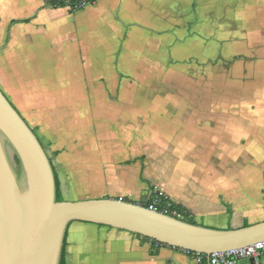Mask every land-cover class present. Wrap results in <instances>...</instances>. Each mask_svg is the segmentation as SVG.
Instances as JSON below:
<instances>
[{"label": "crops", "instance_id": "0c3cea01", "mask_svg": "<svg viewBox=\"0 0 264 264\" xmlns=\"http://www.w3.org/2000/svg\"><path fill=\"white\" fill-rule=\"evenodd\" d=\"M49 1L0 0V90L13 106L8 93L16 90L54 129L65 120L88 136L53 149V157L67 152V173L85 199L141 203L153 188L198 225L233 229V212L211 203L213 193L228 196L232 181L200 167L231 164L236 152L246 166L264 168V154L255 153L264 145L250 147L264 123V0H97L75 11ZM49 158L68 193V174ZM65 264L208 262L74 222Z\"/></svg>", "mask_w": 264, "mask_h": 264}, {"label": "water", "instance_id": "95a60500", "mask_svg": "<svg viewBox=\"0 0 264 264\" xmlns=\"http://www.w3.org/2000/svg\"><path fill=\"white\" fill-rule=\"evenodd\" d=\"M19 163V173L13 160ZM125 231L208 258L264 242V221L218 230L115 199L56 201L51 161L0 90V264H59L71 223Z\"/></svg>", "mask_w": 264, "mask_h": 264}, {"label": "rangeland", "instance_id": "374dc122", "mask_svg": "<svg viewBox=\"0 0 264 264\" xmlns=\"http://www.w3.org/2000/svg\"><path fill=\"white\" fill-rule=\"evenodd\" d=\"M220 74V73H219ZM222 76V75H219ZM225 78V74L223 75L222 79ZM17 91L14 90L11 94L8 93V97L13 102L14 106L22 112V115L27 120L28 124L31 126V128L36 130V134L39 136L40 140L46 147V153L48 157L52 158V161L54 165L57 168V171L59 173L66 174L68 169V162L65 160L64 155L66 156L67 152H60V154L56 157H53L54 151L53 149H59L62 145V143H66L71 138L75 139H87L86 134H78L77 131L79 130H73L71 128H68L67 122L65 120H59V122H62L64 125V130L62 128L54 129V125L49 120H40L35 113L28 112L27 106L20 104L18 95L16 94ZM112 105H107V107ZM71 123L72 120H69L68 123ZM100 121H94L95 124H100ZM106 125H108L107 121ZM260 128L262 129V134L260 136H257V140L252 142L250 147L251 149H257L261 150L263 149L264 145V123ZM98 128V127H97ZM94 131V135L98 131ZM107 130V128H106ZM72 134V136H71ZM91 134V133H90ZM89 134V136H90ZM84 136V137H83ZM261 139L258 140V139ZM53 140L55 144H53L51 147H48L47 142ZM76 141V140H75ZM85 141V140H84ZM239 143H241V140L239 139ZM58 152V151H57ZM257 156H261V154L264 152L258 151L255 152ZM13 155H11L12 157ZM239 159V160H238ZM230 163V162H228ZM227 163V164H228ZM218 165L216 163H211V165H208V163H203L201 165V175L206 176H226L229 180L232 181L231 184V190H229L228 196L226 194H215L213 193L211 197V203H217L218 206H221L222 209L225 207L229 211L233 212V218H235L234 223H230L227 225L228 227H232L233 229H238L244 227V224L253 223L255 220H259V222L264 221V182L262 180V174L264 173V168H254V167H248L246 166L243 161L240 159V153H236L234 155V161L231 164H225V162H218ZM248 165H253L252 163ZM199 169V168H198ZM198 169L197 172H198ZM68 175L65 178L67 182H65L63 179L62 174H60L61 183L62 186L67 184V187L69 188V192L63 193V200L64 201H80V200H86L85 196L82 191L81 185L78 183V178H74L73 172L67 173ZM73 175V176H72ZM77 175V173H76ZM74 180V182H73ZM221 195V196H220ZM211 207V206H210ZM237 212V213H236ZM243 214H240V213ZM242 215V216H241ZM249 225V224H248ZM226 226V225H224Z\"/></svg>", "mask_w": 264, "mask_h": 264}, {"label": "trees", "instance_id": "16d2710c", "mask_svg": "<svg viewBox=\"0 0 264 264\" xmlns=\"http://www.w3.org/2000/svg\"><path fill=\"white\" fill-rule=\"evenodd\" d=\"M46 5L51 7V8H68L71 11H75V9L73 8V5L72 6L70 5V7H69L62 0H51V1L47 2ZM33 132H34V130H33ZM13 160H14L15 165H16V171H17V173H19L20 167H19L18 159L16 158L15 155H13ZM50 161H51V159H50ZM51 164H52V162H51ZM53 171H54L55 183H56V201L61 202V201H63V199H62L63 195H62L60 180H59L58 176L56 175L54 168H53ZM149 193H150L149 198L147 200H144L141 203H133V202H130L128 200H124V201L129 202V203H133V204H137V205H141L145 208H148L149 205L155 203L157 212L165 213L166 215L174 217V218L181 220L187 224L198 225L195 222L194 217L191 216L188 212H186V210L183 209L180 205H177V204L171 202L166 196L160 195L153 188L150 189ZM173 212H176L178 214V216L173 215ZM246 226H248V224L245 223L244 227H246ZM138 237H140V236H138ZM140 238L143 239V241L150 243L152 246L167 247V246L159 244L155 241H151V240H148V239L142 238V237H140ZM65 246H66V234H65V237L63 240V246L61 249L59 264H65ZM189 254L196 255V254L190 253V252H189ZM199 257L203 261L206 260L205 256L199 255Z\"/></svg>", "mask_w": 264, "mask_h": 264}, {"label": "built area", "instance_id": "2783aa9c", "mask_svg": "<svg viewBox=\"0 0 264 264\" xmlns=\"http://www.w3.org/2000/svg\"><path fill=\"white\" fill-rule=\"evenodd\" d=\"M67 6L73 5L75 10H81L92 6L97 0H62ZM160 194V193H159ZM162 195V194H160ZM148 209L157 211L155 203L149 205ZM165 214V213H163ZM173 215L178 216L176 212ZM189 254V252H186ZM199 257V255H197ZM207 259L208 264H239L241 261L251 260L254 264L264 261V242H260L242 249L225 253H213Z\"/></svg>", "mask_w": 264, "mask_h": 264}]
</instances>
